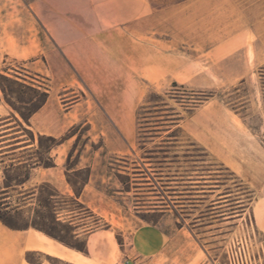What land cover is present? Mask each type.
<instances>
[{"label":"crops","instance_id":"crops-1","mask_svg":"<svg viewBox=\"0 0 264 264\" xmlns=\"http://www.w3.org/2000/svg\"><path fill=\"white\" fill-rule=\"evenodd\" d=\"M23 3L30 20L0 18V72L32 74L48 81V101L28 124L36 137L60 138L82 123L103 137L111 152L126 155L135 149L139 109L150 89L169 81L217 95L216 91L246 82L264 68V0ZM3 10H8L7 4H0ZM15 63H21L20 68ZM7 106L4 101L0 104V123H4L0 140L5 139L0 144H9L0 151L34 147V142L13 137L17 132L10 125L17 122L5 123L20 118ZM181 127L254 191L247 209L218 225H230L236 232L249 219L264 234V144L260 138L215 97L191 111ZM12 167L17 166H8ZM55 169L58 166L45 169L40 181L63 195H74L62 177L55 178ZM92 191L87 184L80 205L64 217L69 230L84 239L86 254L57 244L36 229L14 230L0 221V264H31L25 258L28 252L70 264L213 263L196 235L203 223L190 227L181 223L166 232L133 219L118 227L124 231L120 240L114 214L90 200ZM160 213L162 218L168 216L163 210ZM105 221L109 224L102 226Z\"/></svg>","mask_w":264,"mask_h":264},{"label":"rangeland","instance_id":"rangeland-1","mask_svg":"<svg viewBox=\"0 0 264 264\" xmlns=\"http://www.w3.org/2000/svg\"><path fill=\"white\" fill-rule=\"evenodd\" d=\"M0 4L8 6V10L0 11V18L31 19L23 0H0ZM15 6L19 11L14 9ZM15 66L20 68L21 63H15ZM8 77L19 82L12 85L1 79L6 86H13L8 98L26 113L40 99L38 92L49 85L45 78L32 74ZM184 90L187 94L200 93L186 87ZM184 90L167 81L148 91L143 102L146 109L139 111L137 120L141 143L137 136L134 151L126 155L111 152L104 138L91 131L88 125L76 129L72 133L75 136L57 145L46 136H34L18 115L23 125H10V128H15L12 132H17L13 137L21 136V140L28 141V144L34 142L35 146L14 153L9 152L13 148L0 151L7 152L0 154V214L20 228L36 229L32 225L37 224L70 244L80 246L84 239L69 234L64 217L75 208V201L81 203L79 198L86 185L90 184L94 189L90 200L114 214L112 221L120 240L124 231L118 227L133 219L155 224L166 232L181 223L188 227L203 223L196 235L213 259L212 264H264V234L249 219L243 221L242 228L236 232L229 229L230 225H218L224 221L223 218L247 209L255 196L254 191L222 167L224 165L213 155L205 152L188 132H180L170 125L169 121L179 115L185 119L190 115L186 111L189 100L181 97ZM216 92L215 98L238 113L264 144V68L246 82L237 81L231 88ZM1 96L4 100L2 93ZM5 128L9 127L2 129ZM7 144H0V147ZM48 164L58 166L54 170L55 178L62 177L74 195H63L52 184L40 181L47 169L44 166ZM33 166L37 168L32 169ZM201 174L210 176L207 182L190 181L188 178ZM8 185L11 187L7 188ZM75 190L81 192L79 197ZM162 210L168 212L167 217L162 218ZM108 224L105 221L102 226ZM213 224L217 226L209 227ZM32 260L51 264L38 254L32 255Z\"/></svg>","mask_w":264,"mask_h":264},{"label":"trees","instance_id":"trees-1","mask_svg":"<svg viewBox=\"0 0 264 264\" xmlns=\"http://www.w3.org/2000/svg\"><path fill=\"white\" fill-rule=\"evenodd\" d=\"M1 79L8 83V84H12V85H18L19 82L17 81H13L11 78H9L8 76L2 74L0 72V104L5 100V103L11 107L13 109L14 112H16L21 118L22 120L26 123V124H29V121L30 119L33 117V115L35 113H37L45 104L46 102L48 101V98H49V92H48V89H44L42 90L41 92H38L40 94V99L38 100V102L32 107V109H30V111L28 113L24 112L22 109H19L16 107V105L12 102V100H10L8 98V93L13 89V86H6L3 82H1ZM174 87L176 88H179L181 87L183 90L185 89L184 86H179L177 83H174ZM40 91V90H38ZM1 93L4 95V100L1 96ZM188 92L186 90L182 91V99L186 100L187 99L189 100V102H187L189 104V106H187V113H191V111H193L195 108L199 107L200 105L204 104L206 101L214 98L216 96L215 92H200V93H195L193 92L192 94H187ZM197 97V98H196ZM166 107V104H164ZM146 109V105L143 104L139 111H142V110H145ZM185 120V116L183 115H179V117L175 120H171L169 122H171L170 125H174L175 127H177V129L180 131V132H184V129L181 127V123L182 121ZM19 126H22L23 123L22 121H20L18 118H15V120ZM10 122H13V121H8L6 122L5 124L7 123H10ZM84 124L80 123V124H77V125H74L73 127H71L68 132L60 137V138H54V137H48L51 141H54L57 145H61L63 144L66 140L72 138L73 136H75L76 134H72L76 129L82 127ZM172 130V128H169V131ZM71 135V136H70ZM40 138L42 137H45V136H39ZM170 137V136H169ZM138 139H139V142L141 143V132L139 133V136H138ZM197 143V142H195ZM198 144V143H197ZM199 145V144H198ZM202 147V146H201ZM204 151H206V149L204 148ZM54 165H46L44 167H52ZM203 168H210V166H201ZM223 167V166H222ZM196 168H199V167H196ZM227 169V168H226ZM207 170V169H206ZM228 171H230L229 169H227ZM209 172H212L211 169H208ZM231 172V171H230ZM233 173V172H232ZM234 174V173H233ZM235 175V174H234ZM208 177L210 176H205V175H197L196 177L194 175H190L188 178H190L189 180L190 181H197V182H207L208 180ZM195 178H198V179H195ZM11 187V185H8L7 188ZM75 194L76 196L79 197V195L81 194L80 191L78 190H75ZM75 201V200H74ZM76 203V206L80 205L79 202L75 201ZM75 206V207H76ZM155 207H158V206H155ZM156 209V208H154ZM0 221H2L6 226H8L9 228L11 229H14V230H24V229H28L29 227L27 228H20L19 226L17 225H14L12 224L10 221H8L3 215L0 214ZM34 228H36L37 230L41 231L42 233H44L45 235H47L48 237H50L51 239H54L55 241L59 242L60 244L64 245L65 247L69 248V249H72V250H76V251H79L83 254H86L87 253V247H86V243L85 241L83 240V243L82 245L80 246H74L72 244H70L68 241H66L64 238L62 237H59V236H56L54 235L53 233L51 232H48L47 230H45L44 228L40 227L39 225L37 224H34L32 225ZM65 226H66V229L67 231L69 232V234L75 238H77L68 228L67 224L65 223ZM41 255L43 257H45L51 264H56V263H53V261L55 262H59L61 264H70L68 262H64L60 259H57V258H54V257H51V256H47V255H42L40 253H36V252H28L25 256L26 258V261L28 263H31V264H37V263H42V262H34L32 260V255Z\"/></svg>","mask_w":264,"mask_h":264}]
</instances>
